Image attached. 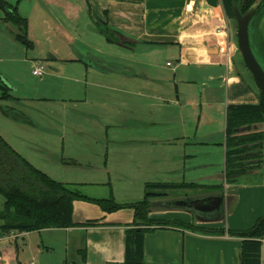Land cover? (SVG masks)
Wrapping results in <instances>:
<instances>
[{
  "label": "crops",
  "instance_id": "1",
  "mask_svg": "<svg viewBox=\"0 0 264 264\" xmlns=\"http://www.w3.org/2000/svg\"><path fill=\"white\" fill-rule=\"evenodd\" d=\"M52 1L68 8L76 5V0ZM52 1L39 0V5H51ZM85 2L91 15L101 17L104 26L101 28L114 30L123 41L98 48L105 61L117 66L116 73H96L99 71L82 60H72L83 66L77 67L81 68L78 82L99 88L103 105H116L123 94L140 100L134 106L137 113L134 122L118 130L120 134L130 135V147L136 155L167 151L166 167L160 165L158 170L159 175L173 177L166 184L221 187L220 190L181 189L206 195L187 197L182 204L169 201L171 192L177 190L170 191L167 198L152 200L151 219L169 224L175 221L194 224L223 233L203 234L178 225L153 230L145 235V261L149 264H243L244 239L230 232L250 230L264 219V182L261 173L255 172L248 175L245 183H226L227 111L230 105L258 104L259 92L247 87L241 73H235L236 61L232 58L238 49L232 22L227 19L222 1ZM42 12L40 9L37 16L46 25L50 19L43 17ZM30 24L29 21V27ZM71 33L74 37L75 33ZM137 45L143 46L137 50ZM163 56H171L174 63L160 65ZM95 78L99 80L95 82ZM107 91L108 94H103ZM119 104H123L121 100ZM256 130L264 135V124ZM212 201L217 205L210 212L220 218L213 219L214 214L205 216L208 212L190 206V203L200 206ZM89 209H94L96 214L92 215ZM195 212L200 214L196 216ZM73 217L81 225L65 229L68 243L71 239L76 245L78 262L73 263L125 264L126 231L135 221L133 209L106 213L97 205L77 201ZM19 238L3 237L0 242L17 243ZM262 243L260 264H264V239ZM12 249V246L0 249V264L17 263Z\"/></svg>",
  "mask_w": 264,
  "mask_h": 264
},
{
  "label": "rangeland",
  "instance_id": "2",
  "mask_svg": "<svg viewBox=\"0 0 264 264\" xmlns=\"http://www.w3.org/2000/svg\"><path fill=\"white\" fill-rule=\"evenodd\" d=\"M85 1L76 0V5L70 8L55 1L51 5L41 3L42 6L39 0L11 1L12 4L19 2L20 15L28 20V24L31 22L28 39L34 46L29 48L17 40L16 36L24 34L19 26L0 20V81L11 89L10 95L19 99L2 100L3 91L0 89V135L37 169L57 182L74 185L88 198L111 197L119 204L140 202L145 198L147 184L166 183L173 178L158 173L160 165L166 167L168 153L157 150L141 157L130 147V135L120 134L118 128L128 127L137 116L134 106L140 100L135 96L123 94L116 105H103L99 88L78 82L81 68L77 67L83 66L72 63V60L91 62L99 71L96 73H100L99 59L105 60L98 48L110 43L99 32L104 27L101 17L91 15ZM40 9L44 11L43 17L50 19L46 25L37 16ZM231 22L237 45V24ZM261 30L264 34V20ZM71 32L75 33L74 37ZM113 34L123 41L114 31ZM142 46L135 48L141 49ZM257 56L263 61L259 54ZM232 59L236 61L235 73H241L247 87L259 92L239 50ZM167 62L174 63V60L171 56H163L160 65L166 66ZM40 66L45 68L43 77L33 74ZM4 107L23 113L33 125L6 117L2 113ZM241 179L245 183L249 177ZM195 194V191L180 189L171 192L169 201L182 204L187 197L206 196L205 193H200L201 196ZM4 202L0 197V210ZM89 210L92 215L96 214L94 209ZM195 213L196 216L200 214ZM213 214L216 215L213 219L220 218L210 211L204 215L212 217ZM68 239L65 229L31 232L19 238L17 243L0 242V249L12 246L17 256L15 264H72L78 262L75 259L77 251L75 243L71 239L68 243Z\"/></svg>",
  "mask_w": 264,
  "mask_h": 264
},
{
  "label": "trees",
  "instance_id": "3",
  "mask_svg": "<svg viewBox=\"0 0 264 264\" xmlns=\"http://www.w3.org/2000/svg\"><path fill=\"white\" fill-rule=\"evenodd\" d=\"M221 1L227 19L236 22L234 7L236 6L244 14L258 0ZM18 4L19 2L12 4L0 0V10L3 13L2 19L19 26L24 34L16 36L17 40L29 48H33V43L28 39V20L20 15ZM263 20L264 0H261L250 25V38L252 50L264 69V34L261 30ZM113 31L106 27L105 29L101 28L99 32L109 42L115 43L119 40L115 37ZM132 47L134 46L132 45ZM257 54L262 57L263 61L258 58ZM99 60L101 71L109 73L118 71L116 65H108L102 59ZM3 82L0 81V89L3 91L1 99L4 101H19V99L10 95L11 89ZM2 113L13 121L33 125L31 119L14 108L4 107ZM261 124H264V96L260 90L258 104H240L228 107L225 134L226 183L241 184L243 176L255 172L261 173V181L264 182V135L256 130ZM200 187L215 190L221 188L193 184L149 183L146 185L145 198L140 202L119 204L111 197L88 198L77 191L74 185L57 182L37 169L15 151L0 135V197L5 200L3 209L0 211V238L11 233L26 234L47 229L80 227L81 225L76 224L73 217L74 203L77 201L97 205L106 213H113L122 209H133L135 211V221L126 231L125 264H149L145 261V235L153 230L162 229L169 225H178L203 234L216 235L223 233V231L206 229L194 224L177 221L169 224L149 217L153 205L152 200L167 198L170 191ZM230 234L244 239L242 263L260 264L262 241L264 239V219H260L250 230L230 232Z\"/></svg>",
  "mask_w": 264,
  "mask_h": 264
},
{
  "label": "water",
  "instance_id": "4",
  "mask_svg": "<svg viewBox=\"0 0 264 264\" xmlns=\"http://www.w3.org/2000/svg\"><path fill=\"white\" fill-rule=\"evenodd\" d=\"M261 4V0L254 3L246 13L241 11L235 6L234 14L237 24V45L238 50L242 56L246 69L250 72L255 80L260 92L264 96V69L257 60L252 47L250 38V25L251 22ZM84 62V61H83ZM87 66L96 68V66L90 62L85 63Z\"/></svg>",
  "mask_w": 264,
  "mask_h": 264
},
{
  "label": "built area",
  "instance_id": "5",
  "mask_svg": "<svg viewBox=\"0 0 264 264\" xmlns=\"http://www.w3.org/2000/svg\"><path fill=\"white\" fill-rule=\"evenodd\" d=\"M227 30V29H226ZM33 74L35 75V76H38V77H43L44 75H45V68H43V67H38V68H36L34 71H33ZM22 235H24V234H19V233H11V234H9V235H7V236H4V237H7V238H10V239H17V238H19L20 236H22ZM1 238H3V237H1Z\"/></svg>",
  "mask_w": 264,
  "mask_h": 264
},
{
  "label": "flooded vegetation",
  "instance_id": "6",
  "mask_svg": "<svg viewBox=\"0 0 264 264\" xmlns=\"http://www.w3.org/2000/svg\"><path fill=\"white\" fill-rule=\"evenodd\" d=\"M204 203H206V202H204ZM204 203H203V205H200V206L197 203L196 204L193 203V205H191L192 203H190V206H193V208L195 210H198V211L201 210V212H208V211H211L212 209H214L217 205L215 201H212L209 204H204Z\"/></svg>",
  "mask_w": 264,
  "mask_h": 264
}]
</instances>
